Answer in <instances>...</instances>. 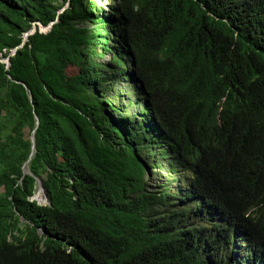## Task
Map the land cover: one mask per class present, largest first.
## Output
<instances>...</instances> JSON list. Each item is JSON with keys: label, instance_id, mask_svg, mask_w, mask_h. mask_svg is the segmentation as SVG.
Returning <instances> with one entry per match:
<instances>
[{"label": "trees", "instance_id": "16d2710c", "mask_svg": "<svg viewBox=\"0 0 264 264\" xmlns=\"http://www.w3.org/2000/svg\"><path fill=\"white\" fill-rule=\"evenodd\" d=\"M8 57L0 264H264V0H0Z\"/></svg>", "mask_w": 264, "mask_h": 264}, {"label": "rangeland", "instance_id": "374dc122", "mask_svg": "<svg viewBox=\"0 0 264 264\" xmlns=\"http://www.w3.org/2000/svg\"><path fill=\"white\" fill-rule=\"evenodd\" d=\"M96 3H97L98 8H100L103 12H105L106 15L110 12L111 0H96ZM81 25L84 27H89L90 29H93V26L89 22H84ZM69 72L73 74V73H76V70L71 69ZM115 94L121 97L113 96V97H110V100L113 102V105H115V107H123L127 116H134L135 113L137 114L140 112L141 108L139 105L136 104L137 103L136 93L134 92L133 87L131 86L130 83L123 84L122 86L116 88ZM112 115L113 116L115 115L116 117H118L117 114L112 113ZM169 171H170V167L167 164H164V167L162 168V173L157 175L155 171L154 172L155 174L152 176V179L149 181L151 184V187L154 189H157L156 187L165 185L169 188L170 191H174V189H176V184L172 180H177V178L176 177L174 178L173 176H169ZM149 172L151 174V170H149ZM184 177L187 178L189 177V175H184ZM37 194L33 198V200L38 202L41 205H45L46 204L45 200H42V201L40 199H38V201L36 200L38 196ZM42 202H45V203H42Z\"/></svg>", "mask_w": 264, "mask_h": 264}, {"label": "water", "instance_id": "95a60500", "mask_svg": "<svg viewBox=\"0 0 264 264\" xmlns=\"http://www.w3.org/2000/svg\"><path fill=\"white\" fill-rule=\"evenodd\" d=\"M52 26H53V23L50 24V25L47 26V27H45L44 25L40 24V32H45V33H46V32H49V31L52 29ZM36 32H37V26H34L33 30H32L30 33L26 34V37H25L24 43L27 41V38H28L29 35H33V34H35ZM23 45H24V44H22L21 47H23ZM16 52H17V49L14 50V52L12 53L11 56H14V55L16 54ZM0 61H1L2 63L7 64L8 67L11 66V59H10V57H8L7 59H2V60H0ZM26 173H29V171L26 172ZM40 185H41V188H42V190H43L44 196H45V198H46V202H47V203H50V198L47 196V193H46V189H45V185H44V183L41 182Z\"/></svg>", "mask_w": 264, "mask_h": 264}, {"label": "clouds", "instance_id": "9594fccd", "mask_svg": "<svg viewBox=\"0 0 264 264\" xmlns=\"http://www.w3.org/2000/svg\"><path fill=\"white\" fill-rule=\"evenodd\" d=\"M184 175H189V177L185 178ZM171 176L177 178V180H172L173 182H175L176 187H187V181L192 177L190 173H184V172L175 173V175H171Z\"/></svg>", "mask_w": 264, "mask_h": 264}, {"label": "bare ground", "instance_id": "6f19581e", "mask_svg": "<svg viewBox=\"0 0 264 264\" xmlns=\"http://www.w3.org/2000/svg\"><path fill=\"white\" fill-rule=\"evenodd\" d=\"M26 172H28V169L26 168ZM40 183H41V181L39 182V189H38V196H37V201H38V199H40L41 201L42 200H45V202H46V198H45V196H44V193H43V190H42V188H41V185H40ZM45 202H42V203H45ZM41 203V202H40ZM47 203V202H46Z\"/></svg>", "mask_w": 264, "mask_h": 264}]
</instances>
